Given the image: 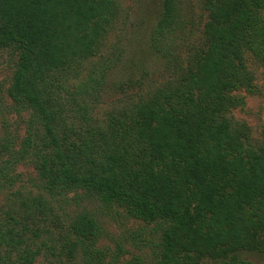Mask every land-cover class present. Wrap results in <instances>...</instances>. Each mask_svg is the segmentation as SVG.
Here are the masks:
<instances>
[{"label":"trees","instance_id":"obj_1","mask_svg":"<svg viewBox=\"0 0 264 264\" xmlns=\"http://www.w3.org/2000/svg\"><path fill=\"white\" fill-rule=\"evenodd\" d=\"M180 1L160 0L150 34L163 81L100 123L110 65L76 69L119 21V0H0V48L16 58L9 96L31 113L25 138L0 137V191L18 166L35 170L40 191L0 216V264H116L89 216L58 241L33 220L31 208L60 227L49 203L84 190L156 225L151 264H253L248 255L264 253V130L254 139L233 115L255 89L249 58L264 65V0H201L199 23Z\"/></svg>","mask_w":264,"mask_h":264},{"label":"rangeland","instance_id":"obj_2","mask_svg":"<svg viewBox=\"0 0 264 264\" xmlns=\"http://www.w3.org/2000/svg\"><path fill=\"white\" fill-rule=\"evenodd\" d=\"M119 2L122 5L119 21L108 30L97 55L82 62L76 69L79 76H82L103 62L110 65L106 73L108 77L105 89L97 100V109L93 114L100 123L105 120L106 114L137 101L164 79H162L164 59L148 48L150 34L161 10L160 0H119ZM180 2L183 13L186 14L184 19L187 16L190 20L189 12H193L197 23L202 21L205 11L201 0ZM177 37L179 38L180 34ZM15 63L16 58L12 51L0 48V95L3 100L0 98L2 101L0 137L3 139L11 136L22 140L27 136L31 113L21 110L9 96L8 90L13 82ZM249 67L254 72L255 89L253 92L240 93L245 103L235 110L233 115L237 121L246 123L254 139H261L264 130V65L250 57ZM9 175L14 177V183L7 182V188L0 191L1 219L7 218V214H13L16 210H25L27 207L23 200L28 196L40 194L35 187L36 184L30 181L32 177H36L32 167L18 166L15 172ZM78 192H69L59 198L57 196L58 200L49 203L56 216L61 219L60 227L47 223L46 221L52 222L51 219L45 221L47 217L45 214L31 208L35 214L33 220L41 231L48 229L57 241L63 240L61 235L66 237L70 234L67 229L71 221L77 216L87 215L99 227L97 248L107 252L106 262L111 261L115 254L120 256L116 264L135 262L138 264L139 259L142 264L156 261L160 250V234L154 223L148 224L143 220L129 218L124 209L107 206L95 193L85 190ZM38 215H41L40 221ZM33 220H28L27 223ZM3 250L4 247L0 246V255L5 256ZM248 257L253 264H264V253L251 254ZM58 259L59 257L56 259L53 257L48 261L42 258L37 264H49V262H57ZM204 264L215 263L206 260Z\"/></svg>","mask_w":264,"mask_h":264}]
</instances>
